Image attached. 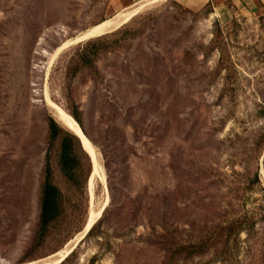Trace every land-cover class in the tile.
Listing matches in <instances>:
<instances>
[{"label": "rangeland", "instance_id": "374dc122", "mask_svg": "<svg viewBox=\"0 0 264 264\" xmlns=\"http://www.w3.org/2000/svg\"><path fill=\"white\" fill-rule=\"evenodd\" d=\"M143 1L0 0V262L54 253L107 197L61 264H207L211 253L186 258L178 245L203 234L219 208L264 203L263 4L237 3L219 20L211 6L156 0L54 53ZM45 92L76 114L95 150L91 186L92 161L74 142L79 162L72 180L64 174L68 130L56 122L50 134ZM46 160L63 212L41 230ZM240 240L238 259L264 264L261 223Z\"/></svg>", "mask_w": 264, "mask_h": 264}, {"label": "trees", "instance_id": "16d2710c", "mask_svg": "<svg viewBox=\"0 0 264 264\" xmlns=\"http://www.w3.org/2000/svg\"><path fill=\"white\" fill-rule=\"evenodd\" d=\"M207 6L210 7V5ZM209 12H211V9ZM90 40L91 39L87 41ZM81 58L82 64H91V61L87 59L88 57L83 56ZM71 115L81 127V123L76 114L71 113ZM48 128L52 136L58 135L61 130L56 121L53 119L50 120ZM73 142L75 143L77 149L86 156L87 161H89V156L82 149L79 138L71 132L67 131L63 135L61 140V163L64 174L69 180L73 179L74 166L79 162V159L75 153ZM253 181L259 183V176L257 172H255L253 175ZM61 198L62 196L59 188L51 181L50 165L46 160L44 169V181L41 185L39 229H47L49 225L57 221L61 216L63 212ZM106 208L107 207L104 208L103 212ZM218 210L219 213L215 216V218L210 220L209 223H206L203 227V234L198 237L190 238L186 242L179 244L177 249L179 251H185L186 258H193L194 256L211 253L207 264L216 261L226 262L228 264H244L238 259L237 256V252L240 249L241 243L240 235L241 233H245V237L248 239L256 222H260L264 230V203L255 204L250 209H242L230 206V209L219 208ZM86 216L81 228L79 229L80 231L83 229ZM97 221L91 226L86 236L93 231ZM242 242L245 243V240Z\"/></svg>", "mask_w": 264, "mask_h": 264}, {"label": "bare ground", "instance_id": "6f19581e", "mask_svg": "<svg viewBox=\"0 0 264 264\" xmlns=\"http://www.w3.org/2000/svg\"><path fill=\"white\" fill-rule=\"evenodd\" d=\"M156 0H145L143 2L138 3L134 8L126 10L124 12L117 13L113 17L107 18L99 23L89 27L75 38H71L66 42L62 43L59 47L56 48L54 53L61 50L68 44L78 43L83 40H87L89 38H93L94 36H98L101 34L108 33L112 30L119 28L124 23L128 22L142 7L149 3H153ZM53 57V56H52ZM45 103L51 110V115L61 126H63L66 130L77 136L80 140L81 146L83 150L87 153L89 158L92 161L93 171L90 179V186L92 184V179L98 170V165L96 161L95 150L86 137L84 132L82 131L78 122L60 105L56 104L52 99L48 96L47 92H45ZM262 173V172H261ZM108 203V198L106 197L104 203L100 206V208L96 211L93 208L89 209L85 224L81 232H79L75 238L69 240L64 244V246L54 253L37 260H30L21 262V264H58L63 261L71 251L74 250V246L78 245L82 240L84 233L88 230V228L94 223V221L100 217L102 209ZM0 264H19V263H11V262H0Z\"/></svg>", "mask_w": 264, "mask_h": 264}, {"label": "crops", "instance_id": "0c3cea01", "mask_svg": "<svg viewBox=\"0 0 264 264\" xmlns=\"http://www.w3.org/2000/svg\"><path fill=\"white\" fill-rule=\"evenodd\" d=\"M176 2L188 9L194 10L210 5L211 15L213 18L219 20L229 19L232 15V9L238 5L237 3L244 4L245 6L254 5L253 0H176ZM257 2L264 5V0H257Z\"/></svg>", "mask_w": 264, "mask_h": 264}, {"label": "water", "instance_id": "95a60500", "mask_svg": "<svg viewBox=\"0 0 264 264\" xmlns=\"http://www.w3.org/2000/svg\"><path fill=\"white\" fill-rule=\"evenodd\" d=\"M107 204H108V203H107ZM107 204H106V205H107ZM105 207H106V206H105ZM105 207H104V208H105ZM104 208L102 209V212H103ZM102 212H101V213H102ZM98 218H99V217H98ZM98 218H97V219H98ZM97 219H96V220H97ZM96 220L94 221V223L96 222ZM94 223H93V224H94ZM93 224H92V225H93ZM92 225H91V226H92ZM91 226H90V227L88 228V230L84 233L82 239L86 236V234H87L88 231L90 230ZM76 246H77V245H76ZM76 246H74V249L76 248ZM71 252H73V251H71ZM71 252H70V253H71ZM19 264H21V263H19Z\"/></svg>", "mask_w": 264, "mask_h": 264}]
</instances>
